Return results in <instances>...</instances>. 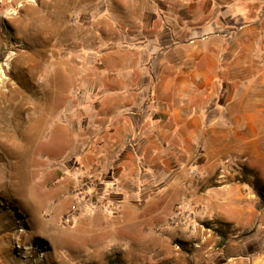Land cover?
<instances>
[{
    "label": "rangeland",
    "instance_id": "rangeland-1",
    "mask_svg": "<svg viewBox=\"0 0 264 264\" xmlns=\"http://www.w3.org/2000/svg\"><path fill=\"white\" fill-rule=\"evenodd\" d=\"M212 28L258 44L264 0H0L1 264L264 259V154L154 149L162 69Z\"/></svg>",
    "mask_w": 264,
    "mask_h": 264
},
{
    "label": "crops",
    "instance_id": "crops-1",
    "mask_svg": "<svg viewBox=\"0 0 264 264\" xmlns=\"http://www.w3.org/2000/svg\"><path fill=\"white\" fill-rule=\"evenodd\" d=\"M240 16L232 19L243 20ZM213 30L195 33L184 42L192 48L185 54V65H171L169 61L162 69L173 76L158 83L160 109L154 115V149L168 155L191 156L196 151L192 139L199 138L200 153L208 160L215 162L221 154L236 153L249 161L252 155L264 154V36L260 34L256 44L247 32L224 34ZM162 90L167 92L165 99H160ZM171 137L184 141L175 147L168 140ZM9 244V233L0 223L1 262L7 259L5 249ZM127 245L121 249L122 255L126 257L135 249L132 264H141L142 242ZM81 253L80 249L71 251L72 255L98 264L113 260L106 249L80 256ZM58 256L67 255L57 254L54 258ZM220 264L246 263L232 257ZM248 264H264V259L250 260Z\"/></svg>",
    "mask_w": 264,
    "mask_h": 264
},
{
    "label": "trees",
    "instance_id": "trees-1",
    "mask_svg": "<svg viewBox=\"0 0 264 264\" xmlns=\"http://www.w3.org/2000/svg\"><path fill=\"white\" fill-rule=\"evenodd\" d=\"M257 194H258V197L261 199V203H259V204L257 205V208H259V210H260L261 205H262V202H263L262 200L264 199V196L262 195L263 193H261V192H258ZM222 238H224L223 235H222ZM224 244H225V241H224V240H222V241L219 243L220 246H222V245H224ZM108 264H113V263H112V261H109Z\"/></svg>",
    "mask_w": 264,
    "mask_h": 264
},
{
    "label": "built area",
    "instance_id": "built-area-1",
    "mask_svg": "<svg viewBox=\"0 0 264 264\" xmlns=\"http://www.w3.org/2000/svg\"><path fill=\"white\" fill-rule=\"evenodd\" d=\"M0 264H1V262H0Z\"/></svg>",
    "mask_w": 264,
    "mask_h": 264
}]
</instances>
